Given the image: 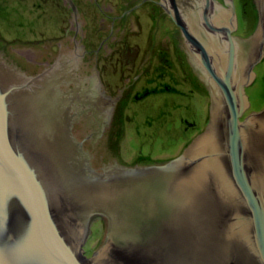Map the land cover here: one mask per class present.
Listing matches in <instances>:
<instances>
[{"label": "water", "instance_id": "water-1", "mask_svg": "<svg viewBox=\"0 0 264 264\" xmlns=\"http://www.w3.org/2000/svg\"><path fill=\"white\" fill-rule=\"evenodd\" d=\"M224 1L229 10L203 0L196 25L174 4L165 9L215 86L205 132L166 165L102 168L98 156L111 152L83 139L99 143L118 97L93 83L56 90L57 73L37 89L0 56V264H264V108L238 120L264 55V0H255L259 24L248 39L230 36L236 16ZM209 42H220L218 52ZM3 43L0 52L21 48ZM74 56L78 71L86 60L95 66ZM95 215L106 230L87 259L81 245Z\"/></svg>", "mask_w": 264, "mask_h": 264}, {"label": "flooded vegetation", "instance_id": "flooded-vegetation-1", "mask_svg": "<svg viewBox=\"0 0 264 264\" xmlns=\"http://www.w3.org/2000/svg\"><path fill=\"white\" fill-rule=\"evenodd\" d=\"M36 2L39 9V18H44L43 14L45 15L46 11L50 15L53 13L58 18L60 22L56 29L57 33L52 31L47 32L48 37L43 38L41 36L40 38L32 37L19 40L21 48L12 47L11 49L10 46L7 48L3 45V51L0 52V56L3 55L7 59L12 60L11 65L13 68H17V70L21 68L27 83L32 81L37 89H40L39 81L42 82V79L47 74L53 75L57 73L52 78V85H54L56 90L60 87V90L65 88L68 93H71L74 88L77 89L81 84L85 85V87L90 86L89 90H91V83H93V88L97 91L99 90L100 93H104L108 98L120 97L119 102L116 104L117 106L113 107L112 104L110 105L116 110L109 114L111 115L110 126L106 128V132L99 143L97 142L98 144L94 145L95 142L88 140V138L83 139L85 147L89 145L88 148L95 149L97 152L107 148L111 152V156L107 154V151L105 154L98 156L102 168L113 164L116 166L124 163L135 165L143 163V160L150 162L168 160L170 155L165 156V153H161L160 157H154L149 154L150 152L148 151L152 149L154 140H152V136H146V138L142 139L143 133L141 129L153 130V135H156L154 137H160L166 130L164 129L166 128L165 123L169 121L167 117L171 113L167 111L168 114L166 116L164 114L161 118L157 117L156 120L152 117H146L143 126L140 125L141 115L138 108H136L137 111H135L134 115L138 114L139 116L133 117L130 125L125 122L123 114L128 107L129 110L133 107L135 109L134 105L136 104L141 105L142 109H150L151 105L149 101H146L147 99L159 98L167 101L166 96L182 98L180 101L186 103L185 108L187 110L192 109L196 114L199 112V108L204 106V104L199 103L200 100L199 102L196 100L198 95H200L199 98H202L204 94H207L210 102L214 98L212 89L215 86L210 85L211 83L208 84L206 79L201 77L204 68L197 62L198 60L196 61L195 56L197 54L194 49L186 45L181 28L173 22L170 16V20L164 19V17L168 16L165 9H172L174 5L182 6L180 7L182 8L180 9L182 14L192 19L189 21L196 25L198 20L194 11L203 4V0H36ZM217 2L219 4L216 3L215 7L221 9L220 2L222 0H217ZM227 7L228 5L226 4L224 8L227 9ZM211 13L210 17H214L212 11ZM23 18L28 20L26 17ZM28 23L26 21L23 24L25 26L22 30L23 34L30 31L31 26ZM41 28L42 26H40L39 32ZM192 31L199 39L196 35V28H193V26ZM156 39L160 40L158 44L154 45ZM163 40L174 44L172 54L168 50L164 51L157 48L160 43L163 48L169 49V46H166ZM0 41H4V38L0 37ZM236 41L238 42V40ZM3 44L7 46L10 43L4 41ZM97 44L100 46L98 51L96 48ZM209 45L218 52L220 42L218 46L210 44V42ZM66 49H70L69 55L72 56H64ZM101 50L103 51L101 52ZM74 52L82 59L94 60L95 66L92 67V61L88 62L86 60L84 72L78 71L79 67H77L75 62H72L75 61ZM197 53L199 54L200 52L197 51ZM111 54L118 55L123 63L122 71L119 74L120 78H112L113 74L112 72L107 73L106 65H99L100 60L110 57ZM4 57L3 61H5ZM172 57H176L175 59L178 61L171 62L170 58ZM154 59L163 62L165 65L164 69L155 67ZM211 59L212 61L216 59L215 53L211 56ZM259 64H262V61ZM259 64L255 67V71L260 67ZM95 82H97V85ZM34 87L32 86L31 88ZM87 93L88 97L93 95L89 91ZM64 94V101H66L68 94ZM74 102H77V99L73 100V105ZM181 107V104H177L176 109ZM123 108L126 109L124 110ZM201 116L203 121H198L195 117L190 119L181 116L179 123L183 126V132L180 134L182 140L174 147L175 155L180 154L190 142L187 141L189 139L185 138V134L194 129L195 134L189 135L191 139L204 130L205 116L204 114H201ZM164 118L167 120H163ZM100 120L101 118H96L97 123ZM124 136L130 139L131 148H136L134 151L137 150L138 152L129 161L123 160V157L116 151L118 149L117 145L112 146L114 143H111V141L119 143L117 140ZM95 138H97V132L95 133Z\"/></svg>", "mask_w": 264, "mask_h": 264}, {"label": "rangeland", "instance_id": "rangeland-1", "mask_svg": "<svg viewBox=\"0 0 264 264\" xmlns=\"http://www.w3.org/2000/svg\"><path fill=\"white\" fill-rule=\"evenodd\" d=\"M235 2V7H234V12L236 16H239L240 19V25L241 24H246L244 25L243 30L241 28L238 29V31L233 32V36H238L239 34L242 36H246L244 39H248L256 30L254 29L255 23L258 19L259 21V14L256 11V3L255 0H233ZM246 1L248 5L246 6ZM204 5L201 4L199 9H203ZM229 10V7H227ZM166 12V10H165ZM196 10L194 11V13ZM167 13V12H166ZM39 14V9L37 6L36 0H0V37L4 38V41H8L9 43H19V40H24L27 38H32V37H48L47 32H54L57 33L56 29L58 28L59 25V20L58 18L53 15H50L48 11L45 12V15L43 14V17L38 16ZM168 14V13H167ZM169 14L167 17H164L165 20H170V18L175 22V20L170 16ZM23 17L28 18V20H24ZM22 18V19H21ZM202 18L205 20V11L202 10ZM28 21L30 27V31L27 32L26 34H23V24ZM245 21V22H244ZM250 21V22H249ZM248 23V24H247ZM174 24V23H173ZM42 26V29L39 32L40 26ZM175 25V24H174ZM176 26V25H175ZM160 39H156L154 45L158 44ZM165 41V40H163ZM184 41L186 42L185 36H184ZM166 46L168 45L169 49H165L161 46L159 43V46L157 48L163 49L164 51L168 50L170 54L173 53L174 50V44L172 42H166ZM189 46V45H188ZM156 52L158 53V50L156 49ZM195 55V54H194ZM176 57L170 58L171 62H177L178 60L175 59ZM197 61V60H196ZM99 65L103 66V64L106 65L108 72H112V78H120V73L122 71L123 63L120 61L118 55H110L108 58H104V60L99 61ZM155 67H162L161 69H164L165 65L163 62H161L158 59H154L153 61ZM152 63V64H153ZM259 64V61H258ZM260 67H258V78L256 79L257 81L248 87V85H244V90H247V95L250 100V105L245 109L247 116H244L243 120L247 119L254 111L255 112H260L264 108V65L259 64ZM106 69V70H107ZM117 70V72H116ZM256 70V69H255ZM209 84V79L206 80ZM198 95L196 100L204 104L203 107L199 108V112L195 114V112L192 111V109L187 110L185 108L186 103L181 102L180 100L182 98L180 97H172V96H166V99H159V98H151L147 99L146 101L148 102H155L153 105L150 106V109H142L141 105H134V107L129 110V112H124L123 118L128 125L131 124L133 121V117L137 116L138 114H135V111H137L136 108H138V111L141 115L140 119V125L143 126L144 121L146 120V117H152L154 120L159 117V114L161 111H168L171 113V115L167 118H169V121L165 123L164 133L161 134L160 137H154L156 135H153V130L149 129H141L142 130V139L147 137L152 136V149L148 152H150V155H153L154 157H160L161 153H165V156L170 155L169 157L175 158L176 156H180L183 154L184 149L187 148V146L183 149V151L179 154L174 153V147L177 145L179 141L182 140V136L180 135L183 132V126H181L180 119L181 116L188 117L190 119L192 118H197L198 121H203V118L201 114H204V130H206L208 123L210 122V114H211V109L209 110L208 105L210 106V99L208 98L207 94H204L202 98ZM145 103V102H144ZM133 104V103H132ZM177 104H181L182 107L176 109ZM129 109V108H128ZM249 114V115H248ZM139 116V115H138ZM127 120V121H126ZM161 121L160 119H158ZM137 121V119H136ZM138 124V123H137ZM174 128L173 132L172 129ZM197 129V128H196ZM171 130V131H170ZM190 134H195L194 129H191V131L188 132V134H185V138L189 139L187 141H190L188 144H191L193 140L200 134H198L196 137L194 136L193 138H189ZM191 136V135H190ZM124 136L121 139H118L116 143L115 141H111V143H114L112 146L117 145V152L120 154V156L123 157V160L129 161L130 158H133V156L137 155V150L134 151L136 148H131V142L128 137ZM125 138V139H124ZM184 138V139H185ZM158 139V140H157ZM120 147V149H119ZM147 152V151H146ZM143 156V155H141ZM149 165L150 166V161L148 160H143V164ZM142 164V163H141ZM91 225V224H90ZM92 228V233L90 235V246L88 247L87 250H95V247L101 242L102 238L104 237V233L106 230V221L105 218L102 217V219H97L94 220L92 225L90 226Z\"/></svg>", "mask_w": 264, "mask_h": 264}, {"label": "bare ground", "instance_id": "bare-ground-1", "mask_svg": "<svg viewBox=\"0 0 264 264\" xmlns=\"http://www.w3.org/2000/svg\"><path fill=\"white\" fill-rule=\"evenodd\" d=\"M213 1H215L216 3H218L217 2V0H213ZM233 1V0H232ZM185 2V1H184ZM187 3V2H186ZM219 4V3H218ZM222 4V5H221ZM220 5L221 6H225L226 7V3H224V0H222V2H220ZM223 6V7H224ZM233 6L235 7V2L233 1ZM178 7V6H177ZM180 7H182V6H180ZM180 7H178L179 9H182V8H180ZM202 10H204V8L203 9H199V13H200V15H201V17H202ZM256 11L258 12V10L256 9ZM258 14H259V12H258ZM236 16V15H235ZM242 19H240V17L239 16H236V22H237V28L235 29V30H233V31H231L230 32V36H233L232 35V33L233 32H236V31H238V29L239 28H241L242 30H243V27H244V25L246 26V24L244 23V24H241L240 25V21H241ZM245 22V21H244ZM250 22V21H249ZM242 23H243V20H242ZM175 24L177 25V26H179L180 28H181V31H182V35L183 36H185L184 35V31H183V28H182V26L181 25H179L176 21H175ZM248 24V23H247ZM258 24H259V21H258V19H257V21H256V23H255V26H254V29L256 30L257 29V27H258ZM238 36H240V38H242V39H244V37L242 36V35H238ZM263 52H264V46H263ZM196 57V56H195ZM196 60H198V58L196 57ZM262 61V64L264 65V55H263V57L259 60V62H261ZM203 68H204V66L201 64V62L198 60L197 61ZM258 65V62L257 63H255L253 66H252V68H251V70L255 73V77H254V79L252 80V82L248 85V87H250L251 85H253L257 80V78H258V71H255L254 69H255V67ZM201 77H203L204 79H209V73L206 71V69L204 68V71H202V74H201ZM244 94L247 96V99H248V102H249V105H250V100H249V97H248V95H247V90L246 91H244ZM119 100H120V97H118V99H117V101H116V104L119 102ZM149 100V99H148ZM155 102H149V104L150 105H153ZM115 104V105H116ZM248 105V106H249ZM117 106V105H116ZM247 106V107H248ZM115 107V106H114ZM246 107V108H247ZM129 108V107H128ZM208 108L209 109H211V102H210V106L208 105ZM245 108V109H246ZM124 110L126 109V108H123ZM243 110L241 113H240V115L238 116V120L240 121V122H244L245 121V119L243 120V118H244V116H247V112H246V110ZM114 110H116L115 108L113 109V111ZM126 112H129V109H126ZM165 114V116L168 114V112L165 110V111H161L160 112V114H159V117L161 118V116H163ZM249 115V114H248ZM210 118V117H209ZM110 119H111V117H110ZM163 120H167L166 118H164ZM209 124V123H208ZM109 126H110V124H109ZM203 132H205V130H203L202 132H201V134L203 133ZM124 133H129V132H124ZM123 138V137H122ZM122 140V139H121ZM189 145L190 144H188V146L187 147H189ZM186 149V148H185ZM184 149V150H185ZM117 154V153H116ZM177 157V156H176ZM175 157V158H176ZM175 158H172V157H170V158H168V160H165V161H156V162H153V161H151L150 162V166H159V165H166L169 161H171V160H173V159H175ZM123 166H125V167H129V168H136L137 167V165L139 166V167H144V166H149V165H146L145 163L143 164H141V163H137V164H129V163H124V164H122ZM102 215H95L93 218H92V220L90 221V223H89V227H88V234H87V236H86V238H85V240H84V242H83V244L81 245V250L83 251V253H82V256H84V257H86L87 259H90V258H92L93 256H94V251L95 250H87V248L88 247H91L89 244H90V235H91V233H92V228L90 227L91 225H92V223H93V221L94 220H97V219H102ZM91 224V225H90Z\"/></svg>", "mask_w": 264, "mask_h": 264}]
</instances>
